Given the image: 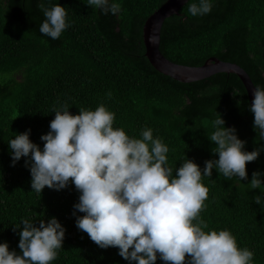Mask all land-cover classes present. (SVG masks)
I'll return each instance as SVG.
<instances>
[{
	"label": "trees",
	"instance_id": "16d2710c",
	"mask_svg": "<svg viewBox=\"0 0 264 264\" xmlns=\"http://www.w3.org/2000/svg\"><path fill=\"white\" fill-rule=\"evenodd\" d=\"M166 1L119 0L121 10L112 15L87 0H43L46 7H65L71 24L52 40L39 32L45 19L41 0H0V243L8 242L10 251L20 254L22 219L39 226L40 219L55 217L66 231L51 264H128L118 248H100L77 228L76 216L84 213L74 209L80 195L74 184L59 191L46 186L37 194L27 158L12 166L8 141L31 129L30 140L42 149L40 137L50 131L53 110L60 104L76 115L103 103L116 114L114 127L136 138L151 128L169 146V163L177 168L185 158L201 169L205 161L219 158L208 139L217 114L246 141V151L264 146L238 75L222 72L181 82L150 63L144 24ZM192 2L166 19L162 53L188 66L213 57L236 63L255 85L264 86V0H213L211 12L197 17L188 12ZM246 171L247 180L226 179L216 169L204 177L209 193L200 216L211 229L230 230L239 246L254 252V264H264V208L254 202L264 192L248 187L254 172L264 174V151L246 163ZM155 264L165 262L158 258Z\"/></svg>",
	"mask_w": 264,
	"mask_h": 264
},
{
	"label": "clouds",
	"instance_id": "9594fccd",
	"mask_svg": "<svg viewBox=\"0 0 264 264\" xmlns=\"http://www.w3.org/2000/svg\"><path fill=\"white\" fill-rule=\"evenodd\" d=\"M87 5L103 14L121 10L119 0H87ZM38 7L45 17L39 32L58 40L71 26L65 7H46L43 0ZM212 7L213 0H195L188 12L203 16ZM252 94L253 127L264 137V86H254ZM53 112L50 131L40 137L42 149L30 140L31 129L8 141L12 166L27 158L37 194L46 186L59 191L74 184L80 193L74 209L84 213L73 212L76 226L100 248H118L128 264H155L158 258L165 264H254V252L239 246L230 230L211 229L201 218L209 193L203 178L216 169L226 179L247 180L246 163L257 160L264 146L246 151V141L216 113L208 139L219 158L205 161L203 169L185 158L177 168L169 163V146L151 128H144L139 138L128 135L114 127L116 114L103 103L94 110L81 108L76 115L67 104ZM262 177L254 172L248 187L264 192ZM254 202L264 208V197L257 195ZM21 224L20 254L10 251L8 242L0 243V264H51L66 229L55 217L40 219L39 226L29 218Z\"/></svg>",
	"mask_w": 264,
	"mask_h": 264
},
{
	"label": "water",
	"instance_id": "95a60500",
	"mask_svg": "<svg viewBox=\"0 0 264 264\" xmlns=\"http://www.w3.org/2000/svg\"><path fill=\"white\" fill-rule=\"evenodd\" d=\"M189 1L190 0H167L146 20L143 38L146 47V56L150 63L160 73L181 82L199 81L222 72L235 73L243 82L250 103H252L254 99L252 93L256 85L248 72L240 65L213 57L208 59L203 65L188 66L173 62L162 53L160 49L161 34L166 19L172 15L179 14L180 10Z\"/></svg>",
	"mask_w": 264,
	"mask_h": 264
}]
</instances>
